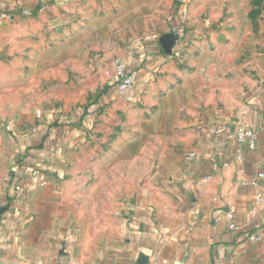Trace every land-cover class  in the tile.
<instances>
[{
	"label": "crops",
	"instance_id": "obj_1",
	"mask_svg": "<svg viewBox=\"0 0 264 264\" xmlns=\"http://www.w3.org/2000/svg\"><path fill=\"white\" fill-rule=\"evenodd\" d=\"M190 1L0 0V264H264V81L193 95L172 60L216 14Z\"/></svg>",
	"mask_w": 264,
	"mask_h": 264
},
{
	"label": "rangeland",
	"instance_id": "obj_2",
	"mask_svg": "<svg viewBox=\"0 0 264 264\" xmlns=\"http://www.w3.org/2000/svg\"><path fill=\"white\" fill-rule=\"evenodd\" d=\"M193 2L202 20L207 23L210 12L216 20L204 32L185 33L172 61L199 75L193 95L207 106L239 107L264 81V0H191L188 5Z\"/></svg>",
	"mask_w": 264,
	"mask_h": 264
},
{
	"label": "built area",
	"instance_id": "obj_3",
	"mask_svg": "<svg viewBox=\"0 0 264 264\" xmlns=\"http://www.w3.org/2000/svg\"><path fill=\"white\" fill-rule=\"evenodd\" d=\"M178 36L171 37V44L169 46V51H173ZM171 51V53H172ZM138 79V72L135 71L121 59H116L114 61V75L111 79L109 89L114 92L120 98L130 97L134 91L136 81ZM36 117L38 120L43 119V114L41 111L36 112ZM239 141L248 146L251 149H254L256 146V135L250 130H239L238 132ZM263 177V176H261ZM261 200V197L258 198V201ZM228 218L231 220L230 229L238 230V227L233 223L234 214L228 213ZM251 240H257L255 237H250Z\"/></svg>",
	"mask_w": 264,
	"mask_h": 264
}]
</instances>
